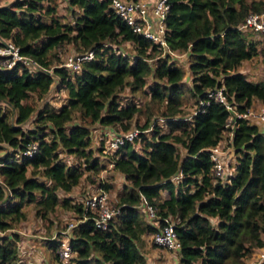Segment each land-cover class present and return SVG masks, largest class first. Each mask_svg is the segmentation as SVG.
Here are the masks:
<instances>
[{"label": "trees", "instance_id": "obj_1", "mask_svg": "<svg viewBox=\"0 0 264 264\" xmlns=\"http://www.w3.org/2000/svg\"><path fill=\"white\" fill-rule=\"evenodd\" d=\"M63 1L66 22L55 16V0L0 6V48L10 43L51 72L20 62L0 65V264L18 260V236L3 232L29 205L43 220L56 208L75 217L66 261L56 252L60 234L44 242L53 264H147L143 236L154 233L163 218L173 221L180 264H243L264 247V133L249 119L234 118L232 173L214 179L207 149L222 141L227 112L206 93L221 87L239 113L253 101L264 103V82L237 71L258 54L264 69V34L256 39L237 28L248 12L264 8V0H166L165 44L169 52L186 56V67L132 32L109 0ZM63 44L74 54L92 56L69 71L55 50ZM124 44L131 54L121 50ZM185 72L187 83L181 81ZM53 87L64 92L57 106L43 101L35 109L27 103L33 95L42 100ZM125 89L128 98L121 103ZM137 94L147 96L141 106ZM184 94L196 105L190 118L181 108ZM138 114L144 122L133 141L110 152L102 151V140L90 146L93 125L126 132ZM155 114L164 123L158 125ZM107 164L124 181L116 196L119 213L101 230L83 200L69 193L83 177L93 182L89 174ZM99 185L103 191L111 187ZM141 197L154 209L157 224L139 209Z\"/></svg>", "mask_w": 264, "mask_h": 264}, {"label": "built area", "instance_id": "obj_2", "mask_svg": "<svg viewBox=\"0 0 264 264\" xmlns=\"http://www.w3.org/2000/svg\"><path fill=\"white\" fill-rule=\"evenodd\" d=\"M109 6L113 12L131 28L132 32L158 44L169 54L173 56L176 55L168 51L164 39V17L168 10V3L166 0H109ZM237 28L245 33L249 32L254 35L264 34V9L259 12H248ZM91 56V51L82 54L72 53L64 58L61 65L69 71L74 72L79 69L81 60L90 59ZM0 57V65L5 68H10L15 63L20 62L32 71L41 70L47 71L48 74L51 73L49 69L46 70L41 68V66L31 58L20 55L18 49L10 43L0 48ZM206 97L214 102L220 103L227 112L224 123V135L227 137L228 146L223 148L221 144L222 141H220L214 147L207 149L212 161V177L222 180L226 178L225 174L229 175L231 173H225V168L230 166L228 159L231 155L233 156L229 141L232 134L231 130L234 126V118H246L255 124L262 125L264 124V103H262L255 112H252V109H248L245 113H239L227 100L221 87L207 90ZM187 118H190V116ZM157 123L161 125L164 123V119L158 118ZM147 131L148 129L144 130V132ZM139 132L141 131L137 128H133L126 132L111 133L112 136L109 137V139L107 138L108 141L105 144L104 151H113L119 145L123 144L124 141H133V139L138 136ZM173 178H178V176H174ZM89 193L90 194L83 200V207L92 214L95 227L105 230L108 223L119 213V208L116 202L115 204L109 203L105 191L100 188H96ZM139 209L142 210L147 220L153 224H157L158 217L155 215L154 209L142 197ZM151 241L156 246L165 250L171 252H176L178 250V243L175 239L173 221L171 218H163L162 224L157 226V230L151 234ZM259 250H261V253L259 257H257L258 260L256 264L264 258V247L259 248ZM56 252L62 261H66L71 256L67 238L60 240V245Z\"/></svg>", "mask_w": 264, "mask_h": 264}, {"label": "rangeland", "instance_id": "obj_3", "mask_svg": "<svg viewBox=\"0 0 264 264\" xmlns=\"http://www.w3.org/2000/svg\"><path fill=\"white\" fill-rule=\"evenodd\" d=\"M13 0H0V6L6 5ZM55 16L63 22L69 20V15L67 13V5L63 0H55ZM264 9V8H263ZM256 39L258 38L257 35H253L252 33H247ZM130 45L124 44L121 45V50L126 51L127 53L131 54ZM56 52L60 54V58H64L67 55L74 53V49L68 45L63 44L59 48L55 49ZM176 56V55H175ZM174 58V57H173ZM177 62L182 66L186 67V56L178 55L177 58L175 57ZM57 61H53L52 64H56ZM258 56L253 58L249 64L250 71L253 72V69L256 70L258 67ZM243 64L237 68L238 72L242 71ZM188 75V72L184 73V76ZM181 81L188 82V77L185 79L182 77ZM54 86V84H53ZM64 96L63 91H55L54 87L49 90L47 95L42 99L38 100L33 96H30L27 100V103L31 104L35 109L39 107L42 102H48L50 104H54L57 106L59 101L62 100ZM33 97V98H32ZM120 102L123 103L127 101L128 95L127 90L125 89L120 93ZM147 96L142 94H137L136 98L134 99L138 106H141L142 103L145 101ZM182 101V110L185 114L184 116H190L196 109V105L193 103L192 98L188 97L187 94L181 96ZM252 112H255L258 108H251ZM159 118L158 114H155L153 118ZM143 115L138 114L132 119V123H136V125H131L132 128H137L143 124ZM151 119V120H152ZM29 126L28 124L26 127ZM161 130L166 131V128L162 127ZM90 146L92 148H96L99 144V140H102V151L104 145L108 141L109 137L112 134L109 132L107 127H102L97 124L93 125L90 128ZM108 138V139H107ZM222 146L226 148L228 146L227 137L223 135L222 138ZM140 143L134 144L133 147H138ZM182 153V152H181ZM104 156H106V152H101L99 154V159L104 160ZM69 161H72L71 157H66ZM234 158L231 155L228 159L229 165L233 164ZM105 164V161L103 162ZM228 166L225 168V173H232L231 167ZM89 176L94 179L93 182H89L85 177L80 181L78 186L72 189L69 193L75 201H81L89 195L90 191H94L96 188L101 189V185L106 182H109L111 187L109 190H105L107 195V200L109 203L115 204L116 196L120 192L121 184L123 183V177L118 172H114L111 169V165L107 164L104 166V169L100 170L97 174L90 173ZM225 176H228L225 174ZM161 196L165 197L166 193L161 192ZM75 217L74 215L66 210L61 208H56L54 212L48 215L47 220H43L36 216L34 213V209L29 206H25L22 208L20 214L18 215L17 220L14 222L13 227L9 230H5L3 233H15L18 236L17 240V248H18V260L15 264H53V260L51 259L50 251L45 246V240L54 239L56 238V234H60L63 238H67L70 235L71 226L75 224ZM264 238V235L262 236ZM141 251L143 252L147 264H180L178 261V257L176 252H171L165 250L163 248L154 246L151 242V236H145L144 238V245L141 247ZM261 250L255 249L252 251L251 254L246 256L243 259V264H256Z\"/></svg>", "mask_w": 264, "mask_h": 264}, {"label": "crops", "instance_id": "obj_4", "mask_svg": "<svg viewBox=\"0 0 264 264\" xmlns=\"http://www.w3.org/2000/svg\"><path fill=\"white\" fill-rule=\"evenodd\" d=\"M258 39H260V36H258ZM257 56H258V65L259 66L257 67L256 70L253 69V72H251L250 68H249V64H250L251 60ZM257 56H254L251 59L242 61L243 67H242V71L240 73H242L246 77V79L249 81H252V82L262 81V82H264V69H263V65L261 62V56L259 54ZM185 77L186 76H183V78H185ZM260 105H261V103L253 101L250 108H253V109L258 108ZM256 126L258 127V129L261 132L264 133V124H262V125L256 124ZM145 236H151V235H144L143 239L145 238Z\"/></svg>", "mask_w": 264, "mask_h": 264}, {"label": "clouds", "instance_id": "obj_5", "mask_svg": "<svg viewBox=\"0 0 264 264\" xmlns=\"http://www.w3.org/2000/svg\"><path fill=\"white\" fill-rule=\"evenodd\" d=\"M254 35V34H253ZM256 35H258V34H256ZM259 36V35H258Z\"/></svg>", "mask_w": 264, "mask_h": 264}]
</instances>
